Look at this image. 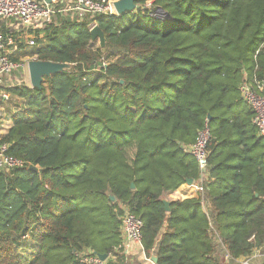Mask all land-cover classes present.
Returning a JSON list of instances; mask_svg holds the SVG:
<instances>
[{
    "label": "trees",
    "instance_id": "obj_1",
    "mask_svg": "<svg viewBox=\"0 0 264 264\" xmlns=\"http://www.w3.org/2000/svg\"><path fill=\"white\" fill-rule=\"evenodd\" d=\"M136 4L93 18L57 13L27 31L30 49L0 23L17 41L13 61L72 65L42 88L9 89L23 105L0 142L27 164L0 169V264H84L87 250L119 263L126 211L143 221L141 245L157 264L264 250V137L242 93L264 84V0ZM206 125L204 195L168 200L199 179L190 148Z\"/></svg>",
    "mask_w": 264,
    "mask_h": 264
},
{
    "label": "built area",
    "instance_id": "obj_2",
    "mask_svg": "<svg viewBox=\"0 0 264 264\" xmlns=\"http://www.w3.org/2000/svg\"><path fill=\"white\" fill-rule=\"evenodd\" d=\"M114 0H72L65 7L58 5L57 0H0V20L10 23L13 31L41 28L54 20L57 13H70L71 18L82 19L85 17H96L98 15L118 14L114 6ZM96 22L91 23L90 30L96 26ZM28 33V32H27ZM28 45L35 46V36L31 35L27 40ZM17 49V41L13 35H5L0 27V83L4 77L11 75L17 68H28V61L25 63L15 62L11 58L12 53ZM242 93L246 102L253 108L255 123L259 134L264 137V84H259V90L253 88L250 84L242 85ZM8 99V93L2 95ZM212 134L208 125L202 128L196 142L190 150L196 158L199 168L200 177L196 181L200 194L205 192V184L209 179L210 165L208 161V144ZM10 144L0 142V169L11 170L23 167L27 163L24 159L13 156L9 153ZM143 221L126 211L123 216L122 234L124 249L130 248L132 244L141 245ZM142 246V245H141ZM264 259V250H256L251 256L233 258L229 254L225 259L232 264H260L259 259ZM84 264H106L105 260L97 254L87 250L80 256Z\"/></svg>",
    "mask_w": 264,
    "mask_h": 264
},
{
    "label": "crops",
    "instance_id": "obj_3",
    "mask_svg": "<svg viewBox=\"0 0 264 264\" xmlns=\"http://www.w3.org/2000/svg\"><path fill=\"white\" fill-rule=\"evenodd\" d=\"M58 3L61 7H65L67 3L71 2L72 0H57ZM48 2L51 3V0H48ZM62 16H68L71 18V14L70 13H61ZM3 20H0V23ZM5 26L12 30V28H10V23H5ZM1 27V24H0ZM3 29V28H1ZM20 31H13V32H21ZM28 31V30H27ZM27 31H22V35L28 38L32 35H30L29 33H27ZM34 36V35H33ZM34 47V46H32ZM18 49V47H17ZM17 49L12 53V55L17 54ZM29 71V69H28ZM31 84V83H30ZM29 85V84H28ZM16 86V85H15ZM14 87V85H13ZM9 98L8 99H4L2 97V95H0V100L3 102V106L0 105V137L4 136L8 129L10 128L11 124H12V115L13 113L16 111L17 107H22L23 105V100L19 97L13 96L10 93H8ZM200 190L198 188L197 182L193 181L192 184H188L185 183L183 185H181L179 187V189L174 192L171 195H168V200H172V199H184V198H190V197H200ZM209 208L208 204L204 205V209L205 211ZM123 248V247H122ZM124 254L125 257H123L121 259V261L119 263H117V259L116 257H113L112 260L114 263L116 264H157V262H155L151 257H148L143 249V247L139 244H132L130 246V248H126L124 249ZM225 257V256H224ZM230 264H232L231 262H229ZM259 263L260 264H264V259L260 258L259 259Z\"/></svg>",
    "mask_w": 264,
    "mask_h": 264
},
{
    "label": "water",
    "instance_id": "obj_4",
    "mask_svg": "<svg viewBox=\"0 0 264 264\" xmlns=\"http://www.w3.org/2000/svg\"><path fill=\"white\" fill-rule=\"evenodd\" d=\"M137 0H116L114 2V6L116 8V11L118 14L126 13V12H132L137 8L136 4ZM93 40H99L101 47L105 50L106 45V36L103 32V30L98 26H94L90 30ZM71 64L68 63H57L53 61H45V60H39V59H31L28 61V69H29V77H30V83L32 87L35 88H42L43 83L45 82L46 78L51 77L53 74L61 72L63 70L71 68ZM188 184L193 183V179H188ZM134 187V184L133 186ZM111 199L114 200L115 197L111 196ZM165 207L166 210H169V204L170 202L165 200ZM102 260L107 259L106 254H100L99 255ZM153 260L157 262V257L154 256Z\"/></svg>",
    "mask_w": 264,
    "mask_h": 264
},
{
    "label": "rangeland",
    "instance_id": "obj_5",
    "mask_svg": "<svg viewBox=\"0 0 264 264\" xmlns=\"http://www.w3.org/2000/svg\"><path fill=\"white\" fill-rule=\"evenodd\" d=\"M24 37L26 39L25 43L28 49L32 48V46L28 45L27 43L26 35ZM97 42L100 44L98 39H97ZM18 58L19 59L17 61L19 62L23 61V63H25L27 60L36 59L37 57L36 56L30 57V56H25V55L20 54ZM25 83L31 86L28 68H17L11 75L3 78L2 82L0 83V95H3L4 93H10L9 89L12 88L13 85L17 86V85L25 84ZM0 105L2 106L4 105L1 100H0ZM222 258H223L222 264H230L225 259L223 252H222Z\"/></svg>",
    "mask_w": 264,
    "mask_h": 264
}]
</instances>
